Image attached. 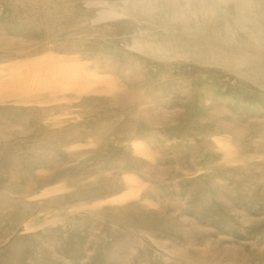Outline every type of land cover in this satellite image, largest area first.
<instances>
[{
    "label": "rangeland",
    "instance_id": "1",
    "mask_svg": "<svg viewBox=\"0 0 264 264\" xmlns=\"http://www.w3.org/2000/svg\"><path fill=\"white\" fill-rule=\"evenodd\" d=\"M0 264H264V0H0Z\"/></svg>",
    "mask_w": 264,
    "mask_h": 264
}]
</instances>
